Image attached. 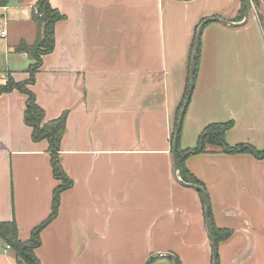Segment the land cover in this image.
Masks as SVG:
<instances>
[{
	"label": "crops",
	"instance_id": "0c3cea01",
	"mask_svg": "<svg viewBox=\"0 0 264 264\" xmlns=\"http://www.w3.org/2000/svg\"><path fill=\"white\" fill-rule=\"evenodd\" d=\"M49 3L63 18L28 87L45 120L66 114L59 160L72 184L40 232L39 263L143 264L152 253L170 252L180 264H212L204 203L174 177L171 134L198 24L207 17L241 21L242 1ZM34 5L0 6V23L7 20L0 85L5 73L28 78L32 60L15 47L35 40ZM198 49L180 147H193L206 124L231 121L229 145L263 149L264 41L250 13L240 26L205 24ZM25 101L17 89L0 93V220H15L22 241L50 214L59 185L47 140H32L23 120ZM184 163L202 184L215 227L230 231L215 240L217 264H264V157L206 151ZM149 262L172 264L162 255ZM0 264H18L2 241Z\"/></svg>",
	"mask_w": 264,
	"mask_h": 264
},
{
	"label": "trees",
	"instance_id": "16d2710c",
	"mask_svg": "<svg viewBox=\"0 0 264 264\" xmlns=\"http://www.w3.org/2000/svg\"><path fill=\"white\" fill-rule=\"evenodd\" d=\"M7 3L8 0H0V6H5L7 5ZM243 13L244 5L242 3L238 15L239 20L242 19ZM31 17L36 23L37 28L35 40L31 44L26 43L24 40H20L15 47L16 51L28 54V56L32 60V62L27 66L26 70L28 72V78L21 81H15L12 76L7 75L5 84L0 85V93L10 92L13 89H17L18 91L26 95L23 120L31 128L32 140H47L52 174L56 179L59 180V185H57L52 192L50 214L44 221H42L40 224H38L31 230L30 236L27 240L22 241L19 239L15 220H0V241L8 245L14 251L18 264L20 260H23L26 264H40L34 253V250L40 246V232L50 221H52L56 217L58 212L60 193L63 190L69 188L72 184L71 179L66 175V173L62 169L59 160V142L65 129L66 114L62 113L57 118L45 120L44 110L36 103L34 93L28 87V85H31L34 82L35 73L41 65L42 55L49 53L53 50L54 24L57 20L63 18V15L58 11V9L50 5L49 0H35V5L32 9ZM195 34L196 32H194L193 41L191 44V51L193 50L194 46ZM198 58L199 49L197 50L195 58L194 76L196 74L198 66ZM188 86L189 76L187 78V83L182 100L180 101L176 110L173 131L171 134V143L179 111L186 96ZM231 125V121L211 122L206 124L198 133L195 145L193 147H188L184 149L181 148L179 144L181 132L180 128L176 145V160L178 164V173L181 179L186 182L195 183L202 186L200 181L185 167V159L192 154L206 151H221L231 154L249 153L256 158L264 157V148L258 150L248 143H238L235 145H229L224 139V134L226 130L231 127ZM199 195L203 205L202 196L201 194ZM208 216L210 219L212 232L215 240L218 241L227 237L230 231L226 229L220 230L215 227L212 222L210 210ZM177 264H180L178 259Z\"/></svg>",
	"mask_w": 264,
	"mask_h": 264
},
{
	"label": "water",
	"instance_id": "95a60500",
	"mask_svg": "<svg viewBox=\"0 0 264 264\" xmlns=\"http://www.w3.org/2000/svg\"><path fill=\"white\" fill-rule=\"evenodd\" d=\"M241 1L244 5V13H243V17H242L241 21L231 22V21H227V20H224V19L218 18V17H207V18L203 19L198 24V26L196 28L195 41H194V46H193L191 59H190V66H189V86H188V90H187L186 96L184 98L182 107L179 111V115H178L177 122H176V127H175L174 132H173L172 146H171L173 174H174L175 179L180 184L187 186V187H191L194 190L198 191L202 195L203 203H204L206 231H207L208 237H209V239L211 241V245H212V262H213L212 264H217V245H216L214 236L212 234V228H211L210 219L208 216L209 206H208V201L206 198V193H205L204 189L199 184L186 182L183 179H181V177L179 176L178 164H177V160H176V145H177L178 134H179V131H180V128L182 125L184 113H185L186 107L188 106V103H189V100L191 97V93H192V90L194 87V65H195V58H196V54H197V50H198V45H199L202 29L205 26V24H207L208 22H211V21H216V22H219L223 25H230V26L243 25L248 20L250 12H249L248 0H241ZM159 255L166 256V257L171 259L172 264H177L176 256L170 252L152 253L149 256H147V258L145 259L143 264H148L149 261L153 257L159 256Z\"/></svg>",
	"mask_w": 264,
	"mask_h": 264
},
{
	"label": "built area",
	"instance_id": "2783aa9c",
	"mask_svg": "<svg viewBox=\"0 0 264 264\" xmlns=\"http://www.w3.org/2000/svg\"><path fill=\"white\" fill-rule=\"evenodd\" d=\"M249 3V12H251L254 16L258 17L260 11L264 12V0H248ZM6 19L5 17L2 19V23H0V36H6ZM8 246V245H7Z\"/></svg>",
	"mask_w": 264,
	"mask_h": 264
},
{
	"label": "rangeland",
	"instance_id": "374dc122",
	"mask_svg": "<svg viewBox=\"0 0 264 264\" xmlns=\"http://www.w3.org/2000/svg\"><path fill=\"white\" fill-rule=\"evenodd\" d=\"M13 1H16V0H13ZM250 15H251V17L253 18V21H254V23L256 24L257 29H259V30L261 31L262 38H263V41H264V12L260 11V14H259L258 17L254 16L251 12H250ZM32 20H33V19H32ZM6 21H7V20H6ZM33 21H34V20H33ZM26 59H27V58L24 57L23 60H26ZM27 60H29V59H27ZM7 75H10V74L5 73V74L3 75V78L5 79V82H6ZM10 76H11V75H10ZM19 264H26V263H24L23 260H20V261H19Z\"/></svg>",
	"mask_w": 264,
	"mask_h": 264
}]
</instances>
